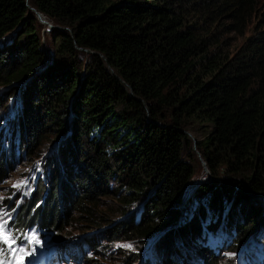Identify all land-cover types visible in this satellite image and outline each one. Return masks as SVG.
<instances>
[{
  "label": "trees",
  "instance_id": "16d2710c",
  "mask_svg": "<svg viewBox=\"0 0 264 264\" xmlns=\"http://www.w3.org/2000/svg\"><path fill=\"white\" fill-rule=\"evenodd\" d=\"M258 3L0 0L11 151L37 156L57 141L38 186L5 202L10 237L51 230L58 242L75 221L95 230L79 241L93 252L101 240L153 241L150 264H222L206 234L224 229L233 251L263 227L253 199L264 196V10L238 47L227 36L243 34ZM29 7L62 28L51 29L49 56ZM199 157L211 178L187 193ZM5 165L0 157V183ZM104 251L108 264L137 261Z\"/></svg>",
  "mask_w": 264,
  "mask_h": 264
},
{
  "label": "rangeland",
  "instance_id": "374dc122",
  "mask_svg": "<svg viewBox=\"0 0 264 264\" xmlns=\"http://www.w3.org/2000/svg\"><path fill=\"white\" fill-rule=\"evenodd\" d=\"M263 10L264 0H259L256 11L251 16L243 34L236 35L230 33L227 35L230 39V49L233 50L238 47L241 42L250 35L252 27L258 20H260V13ZM49 23L51 22L49 21ZM51 29L53 28L39 23L38 33L41 37L47 56L51 55L54 50L55 39ZM81 52V58L86 59L89 53L85 51ZM4 89L5 87L0 86V95L4 93ZM3 107H6L7 109H3ZM16 109V100L14 98H9L8 95L2 97V103L0 104V128L3 129L4 137H1L0 139V157L6 160L5 166L7 168L5 174L6 177L0 183V222L5 221L11 214H7L8 207L4 206L6 200H8L9 203H12L13 206L18 197L21 195H30L33 186H38L41 173L39 164L40 159H46V156H48L53 150V147L57 142L54 139L50 143L39 146V151L37 153L38 157L36 154L26 157L22 153L21 157H19L15 151L13 154L11 151V143L14 142V140L7 131L11 124L16 123ZM52 168L54 172V167L52 166ZM74 168L75 165L72 169L74 170ZM206 178H211V176L207 167L204 166L201 161L190 181L187 193L194 188L198 181ZM25 180L27 183L22 184L20 187H14V185L18 184L20 181ZM102 200L108 202L107 199L102 198ZM253 202L255 204L260 203L264 210V196H256L253 199ZM33 233L35 234V237L39 239L40 243L37 244L34 240L32 243L28 242ZM63 233L64 238L57 242L53 239L54 234H52L51 230H29L24 238L21 241H15V243L11 245V248L19 249L20 247H24L26 252H31L32 255L27 256L25 253L20 252L13 254L9 244L6 243L8 252L0 253V262H2V264H20V260L23 258L24 264H108L104 258L106 257L104 254L107 253L104 251L106 249L111 254H115L117 251L122 250L123 252H126V254H129L130 257L134 255L135 259L137 258L135 264H150L152 260L151 245L153 241L149 243V246H138V243L130 244L124 241H118L109 245L108 241L101 240L98 244L99 248L93 252L85 248V243L84 246L79 243L80 239L82 240L86 235H96L93 228L90 229L88 226L74 221L72 222V226L65 229ZM205 236L206 245H209V247L213 248L217 253L220 249L219 261L222 264H264V226H256L244 242L236 246L233 251L230 249L224 250V247L228 244L230 238V234L224 229L219 228L214 233L210 232ZM234 240L235 238L233 239V242H231V248L234 246L232 245L235 243ZM77 245H79L80 248H78ZM124 245H131V247H124ZM154 260L156 261L155 257Z\"/></svg>",
  "mask_w": 264,
  "mask_h": 264
},
{
  "label": "snow or ice",
  "instance_id": "6c2138e0",
  "mask_svg": "<svg viewBox=\"0 0 264 264\" xmlns=\"http://www.w3.org/2000/svg\"><path fill=\"white\" fill-rule=\"evenodd\" d=\"M27 183V181H20L18 184L14 185V187H20L22 184ZM7 224V221H3L0 222V241H2L3 243H7L9 244V247L11 248V245L15 243V240L11 239L10 237V233H6L5 231V226ZM35 241V243H40L39 239H37L35 237V234L33 233V235L29 238V243H32V241ZM124 247H131V245H124ZM11 251L13 254L20 252V253H25V255L27 256H31L32 253L31 252H26L24 247H20L19 249L17 248H11ZM0 264H2V262H0ZM20 264H24V259L22 258L20 260Z\"/></svg>",
  "mask_w": 264,
  "mask_h": 264
},
{
  "label": "water",
  "instance_id": "95a60500",
  "mask_svg": "<svg viewBox=\"0 0 264 264\" xmlns=\"http://www.w3.org/2000/svg\"><path fill=\"white\" fill-rule=\"evenodd\" d=\"M30 9L35 13V15H36V17H37L38 20L40 19L41 16H43L41 13L37 12V11L34 10L32 7H30ZM46 22H48V25H49L50 28L62 29L61 27H59V26H57V25H53V24L49 23V21H46ZM79 49L82 50V51H85V52H87V53L92 52V51H90V50H88V49H84V48H79ZM110 72L113 73L112 69H110ZM130 94L132 95V91H131V90H130ZM192 140H193V147H194V149H195L196 140H195L194 137H192ZM199 158H200V161H202L203 165L206 166V165H205V162L201 159V157H199Z\"/></svg>",
  "mask_w": 264,
  "mask_h": 264
},
{
  "label": "bare ground",
  "instance_id": "6f19581e",
  "mask_svg": "<svg viewBox=\"0 0 264 264\" xmlns=\"http://www.w3.org/2000/svg\"><path fill=\"white\" fill-rule=\"evenodd\" d=\"M39 21H40L42 24H45V25L49 26V25H48V22H46V21H48V20H47L44 16H41L40 19H39Z\"/></svg>",
  "mask_w": 264,
  "mask_h": 264
}]
</instances>
